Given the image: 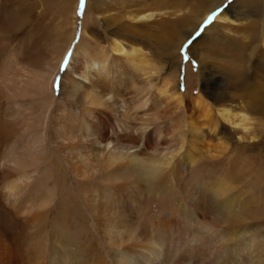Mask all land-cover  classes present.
Listing matches in <instances>:
<instances>
[{
    "label": "bare ground",
    "instance_id": "obj_1",
    "mask_svg": "<svg viewBox=\"0 0 264 264\" xmlns=\"http://www.w3.org/2000/svg\"><path fill=\"white\" fill-rule=\"evenodd\" d=\"M101 1L95 12L88 0L78 42L74 5L69 43L46 69L27 45L0 43V264H264V172L238 154L258 138L249 115L264 113L256 91L264 90V12L253 10L262 0H234L226 10L229 0H199L176 34L177 18L154 21L167 0L134 11L122 4V23L98 12ZM239 1L243 10L231 14ZM99 15L109 22L103 35L88 27ZM149 21L166 34L164 61L154 63L146 44ZM235 24L255 39L238 46ZM202 25L191 49L209 51L198 58L194 95L171 81L170 61ZM253 86L249 102L236 94ZM52 168L84 187L82 219L70 218L62 192L43 180Z\"/></svg>",
    "mask_w": 264,
    "mask_h": 264
},
{
    "label": "rangeland",
    "instance_id": "obj_2",
    "mask_svg": "<svg viewBox=\"0 0 264 264\" xmlns=\"http://www.w3.org/2000/svg\"><path fill=\"white\" fill-rule=\"evenodd\" d=\"M92 1L93 2L90 3L89 9L91 11L96 12L98 9L95 6L94 0ZM143 1L144 0H103V3L101 1L102 6L99 7L98 12L103 13L106 17L109 16V17L119 19V17L122 18L123 15H125L124 14L125 11H128V10L134 11L135 8L139 9L137 5L143 4ZM198 1L199 0H175V1L167 0V2L171 3V6L172 5L173 6L171 7L169 4L170 9L168 8L167 10H163L160 13L157 12L156 13L157 18L154 19V21L157 22L160 20V18L163 17V20H165L164 25L166 24V21H167L168 26H171L169 24V21L177 18V21L175 23L176 26L173 28L176 34V32L178 33L179 29H182L185 26L183 23V20L187 17H190L189 15L194 12V10L198 6L197 5ZM87 2L88 0H85L84 6L81 7L80 0H0V43L3 41L7 42L8 43L7 46H9L11 49L12 47H16L21 44H23L24 47H26L27 45L28 46L27 48L31 52L33 59L35 61L33 62L35 67L37 69H46L47 64L54 65L56 63V60L62 55V53L64 52L66 48V45H68L69 43V34L72 33L70 29L72 28L71 15H72L74 5H75V15L77 18V21H76L77 33L75 35L74 41L78 42L80 40L81 33H82L81 24H82V21L85 15L89 12V9L87 8ZM263 2L264 1L262 0V2L258 3L257 7L253 9L254 13L256 14V17L257 16L260 17L264 12V8L262 7ZM230 3L233 4L234 0H229V2L224 3V6L222 7V9L226 10V8L228 7V5H230ZM122 4H125L124 6H127L126 9L128 10H125L124 8H123L124 10H122V7H121ZM175 4L176 6H174ZM236 5H237V8H233L230 10L231 14H235V13L237 14L241 12V10H243L242 9L243 2L240 3L239 1L237 2ZM122 19H121V23L125 22V19L123 20ZM187 20L189 19H186L185 21ZM96 22H97L96 26L93 24H89L88 27L97 28L99 33L103 35L106 28L109 27V22L103 18V15H99L98 20ZM153 22L149 21V23L142 29L144 30V32L147 33V34L145 33V35L148 37L146 44L150 48V51L152 52V56L155 57V58L152 57L154 60L152 61L155 63L156 60L157 62L161 61L162 59L163 61L166 60L167 55H166V52H164L165 50L164 47H166L165 45H167V42H166L167 40H165L166 37H164L165 32L163 33V35H161L162 33L161 29L157 27L155 28L152 27L153 24L155 25V23ZM210 22L211 24L215 22L214 17ZM25 23H26V26H25ZM221 25L224 26L225 24L222 23ZM245 25L246 27L243 28L242 26L241 28V27H237V24H235L233 26L236 28L235 32L233 31L230 34L232 36V39L234 40V42L238 44V46L242 45L243 42H245L246 44L248 43L249 40L255 39L254 33L251 30H250V33H248L247 24ZM207 26L208 25H205V26L202 25L201 28H199L187 41L185 40V43L183 45H181V47H183L184 50L187 52V56H188L187 59L182 58L181 48H179V51L177 50V55H175V57H171V61H170V67L172 68L169 71V74L171 73V76H170L171 81H176L177 79H179L180 82H183L185 84L186 90L187 88H189L191 94H194V95H195V91L197 94V90L194 89V83L198 78L196 77L198 75V70H199L198 58L203 56L207 51H209V48H206L207 50L205 52L202 51V53H200L199 50L197 52L196 51L194 52L193 49L191 48L193 47V45H197L198 42L196 41L198 40L202 41L201 36L203 35L204 30L208 28ZM240 28L243 30L241 31ZM219 29H221L222 31L223 27L221 28L220 26L218 30ZM214 30L215 32L218 31L216 28H214ZM168 39L170 38L168 37ZM209 43L212 44L210 41ZM222 43H224V41H222ZM206 44L210 45L208 43ZM175 45L176 43H174V46ZM162 53H164V55ZM247 53L248 52H246L243 56V62L245 63V65L249 61ZM209 57H212L214 62L224 63V61H226V63H229L230 61L229 57H227L225 53H223L222 55L219 54L218 57H216L214 54L209 53ZM231 63L232 61L230 62V64ZM214 69L216 70L217 68H214ZM164 71L166 70H163V73ZM190 73H193L194 75ZM247 73L249 74V76L247 75ZM247 73L246 75L249 79V85H255L254 81L256 80V78H254L250 67L247 68ZM167 74H163V76H167ZM63 75H64V72L59 69L56 77H59L60 87L56 90L53 89L56 97L59 96L60 91H61V80L63 78ZM217 76H218V79L221 80L222 84H224V79L226 78V74L222 75V73L218 71ZM260 83L261 84L263 83L264 85V80L260 81ZM256 91H258V93L264 92V90H260V89ZM254 92H255V87L253 86L249 91H240V92H236V94L240 98L243 97L245 99L244 100L245 102H249L250 100L253 99ZM249 116L252 119L251 124H252L253 129L257 132L256 137L258 138L257 140H254L253 142L250 143V144H253L252 146L246 148V145H245L244 147H241V148H246V149L239 150L238 154L242 156L243 153H245L247 155L245 156L247 158V161L248 162L250 161L249 166H251L252 168L253 163H255L256 168L258 167L261 169V172L262 171L264 172V113L253 112ZM228 131L230 130L227 129V132ZM256 141H258L259 143H257ZM248 143L249 142H247V144ZM245 167H248V166H245ZM50 174H54V176H50L49 178H46V177H42V178L43 180L48 179L49 189L54 188V189H57V192L59 193L60 191L62 192L61 193L62 195L60 196L59 201L62 202L64 200L66 203L68 202L69 207L71 208L70 209L68 207L69 209L66 214L70 218H74L76 216L75 219H77V217L78 219L80 218L82 219L84 217L82 215L85 214V211L82 208V206L81 207H78V206L80 205V202H81L80 195L81 193H83L82 190L84 189V187L79 186L75 182H73L72 178L69 175L67 176L68 178H66V181H64L63 178L65 177L63 176V173L62 172L56 173V171H54L53 168L51 169ZM239 179H243V177L241 178L239 176ZM5 183H6V180L4 179V177H1L0 190ZM73 203L74 204L76 203L75 205H77V207L73 205ZM58 210L59 209H57V211ZM0 211H4L1 205H0ZM56 214L57 212H55L54 215ZM85 223L86 221L84 222V224ZM261 223L263 224L261 231L264 233V219L261 221Z\"/></svg>",
    "mask_w": 264,
    "mask_h": 264
},
{
    "label": "snow or ice",
    "instance_id": "obj_3",
    "mask_svg": "<svg viewBox=\"0 0 264 264\" xmlns=\"http://www.w3.org/2000/svg\"><path fill=\"white\" fill-rule=\"evenodd\" d=\"M84 4H85V0H80V5H81V7H83ZM214 15H215V14H213V16H214ZM213 16H210L208 19H209V20H212V19H213ZM181 53H182V58H184V59H187V58H188V56H187V52L184 50L183 47H181ZM70 59H71V53H69V54L65 57V59H64V63H63V64L61 65V67H60V70H61V71H63V70L66 69L67 64H68V62H69ZM52 87H53L54 90H56V89H58V88L60 87V84H59V77H56V78L54 79V83H53Z\"/></svg>",
    "mask_w": 264,
    "mask_h": 264
}]
</instances>
